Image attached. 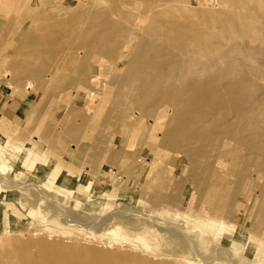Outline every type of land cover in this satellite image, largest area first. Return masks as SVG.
<instances>
[{
  "label": "rangeland",
  "instance_id": "rangeland-1",
  "mask_svg": "<svg viewBox=\"0 0 264 264\" xmlns=\"http://www.w3.org/2000/svg\"><path fill=\"white\" fill-rule=\"evenodd\" d=\"M0 264H264V0H0Z\"/></svg>",
  "mask_w": 264,
  "mask_h": 264
}]
</instances>
